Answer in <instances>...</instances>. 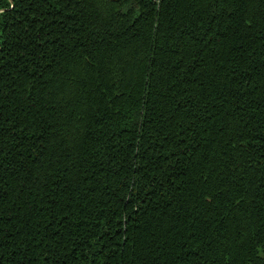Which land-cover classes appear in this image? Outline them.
Listing matches in <instances>:
<instances>
[{
	"label": "trees",
	"instance_id": "obj_1",
	"mask_svg": "<svg viewBox=\"0 0 264 264\" xmlns=\"http://www.w3.org/2000/svg\"><path fill=\"white\" fill-rule=\"evenodd\" d=\"M0 264H264V0H0Z\"/></svg>",
	"mask_w": 264,
	"mask_h": 264
}]
</instances>
